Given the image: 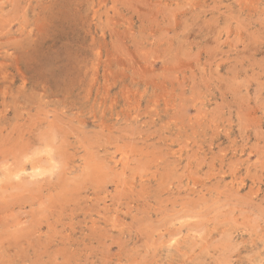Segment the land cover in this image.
<instances>
[{
  "label": "rangeland",
  "instance_id": "obj_1",
  "mask_svg": "<svg viewBox=\"0 0 264 264\" xmlns=\"http://www.w3.org/2000/svg\"><path fill=\"white\" fill-rule=\"evenodd\" d=\"M0 264H264V0H0Z\"/></svg>",
  "mask_w": 264,
  "mask_h": 264
},
{
  "label": "bare ground",
  "instance_id": "obj_2",
  "mask_svg": "<svg viewBox=\"0 0 264 264\" xmlns=\"http://www.w3.org/2000/svg\"><path fill=\"white\" fill-rule=\"evenodd\" d=\"M134 2V1H133ZM136 3V2H135ZM133 5V4H132ZM136 7V6H135ZM136 10V9H135ZM82 20V19H80ZM83 25V23H81ZM252 45V44H251ZM245 46V45H244ZM240 48V47H239ZM94 65V64H93ZM230 68V67H229ZM88 94V93H87ZM154 158V157H153ZM241 161V160H240ZM42 174V173H41ZM34 181V180H33ZM120 189V188H119Z\"/></svg>",
  "mask_w": 264,
  "mask_h": 264
}]
</instances>
